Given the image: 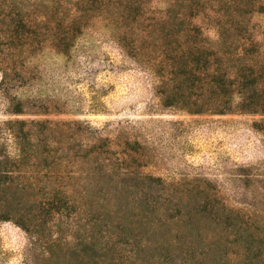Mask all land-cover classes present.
I'll list each match as a JSON object with an SVG mask.
<instances>
[{
	"label": "trees",
	"instance_id": "1",
	"mask_svg": "<svg viewBox=\"0 0 264 264\" xmlns=\"http://www.w3.org/2000/svg\"><path fill=\"white\" fill-rule=\"evenodd\" d=\"M262 10L261 0H0V89L101 23L154 76L163 108L264 115V32L252 21ZM7 112L23 114V100L9 98ZM252 128L264 136V118ZM58 130L0 122V221L26 233L24 264H264V202L237 206L212 182L146 173L136 140L89 129L81 143Z\"/></svg>",
	"mask_w": 264,
	"mask_h": 264
},
{
	"label": "rangeland",
	"instance_id": "2",
	"mask_svg": "<svg viewBox=\"0 0 264 264\" xmlns=\"http://www.w3.org/2000/svg\"><path fill=\"white\" fill-rule=\"evenodd\" d=\"M261 3L263 10L252 21L264 32ZM213 32L208 31L212 37ZM27 66L22 86L0 89V122L52 120L58 131L69 127L72 139L81 143L90 140L89 129L113 142L136 140L146 173L169 182H212L237 206L264 202V136L252 128L264 115L163 108L154 76L120 49L101 23L85 30L68 56L44 51ZM11 97L23 100V114L7 112ZM6 143L14 153L12 138ZM28 246L20 227L0 221V264H24L30 259Z\"/></svg>",
	"mask_w": 264,
	"mask_h": 264
}]
</instances>
